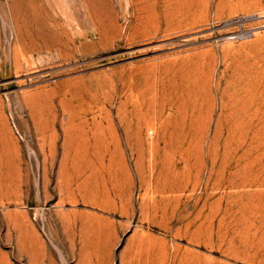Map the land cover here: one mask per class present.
Wrapping results in <instances>:
<instances>
[{
	"label": "rangeland",
	"instance_id": "rangeland-1",
	"mask_svg": "<svg viewBox=\"0 0 264 264\" xmlns=\"http://www.w3.org/2000/svg\"><path fill=\"white\" fill-rule=\"evenodd\" d=\"M0 264H264V0H0Z\"/></svg>",
	"mask_w": 264,
	"mask_h": 264
}]
</instances>
